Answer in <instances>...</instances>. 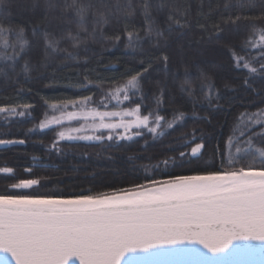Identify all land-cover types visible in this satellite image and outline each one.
<instances>
[{"label": "snow or ice", "instance_id": "1", "mask_svg": "<svg viewBox=\"0 0 264 264\" xmlns=\"http://www.w3.org/2000/svg\"><path fill=\"white\" fill-rule=\"evenodd\" d=\"M255 3L256 0H237L235 4L226 3L224 8H247L251 12ZM46 4L56 16L46 25L31 28L32 37L39 34L43 41L42 56L34 62L29 55L31 42L26 29L9 23V0H0V80L8 76L9 84L14 86L22 75L29 83L33 72L35 79H43L41 69L51 67L50 58L63 54L66 60L79 62L81 51H98L95 45L109 41L118 44L120 35L105 36L110 20L130 21L137 9L144 20L142 34L141 29L129 30L127 25L121 29L125 50L141 57L135 68L126 70L122 85L105 93L99 102L91 95L45 101L56 114L48 116L45 112L46 118L33 128L59 129L53 142L45 146L46 151L63 155L60 144L64 142L103 145L102 151H106L134 143L146 134L154 143L183 128L188 119L210 123V117L200 115L197 108L214 111L222 107L223 94L206 69L180 60L169 71V38L176 28L183 29L190 23L185 12L169 9L161 25L152 14L151 0H140L138 5L133 0H46ZM164 10L161 0L155 11ZM221 23L242 33L240 52L229 48V54L233 66L249 74L244 86L252 88L250 80L264 79V12L256 17L237 14ZM214 29L217 36L223 31L220 24ZM250 52L259 55H247ZM157 68L165 79L157 76L152 80L155 107L149 108L144 103L148 98L144 88ZM169 82L181 103L177 104ZM92 86L89 81L81 90ZM253 92L261 95L254 88ZM112 101L118 110H107ZM125 102L134 106L123 107ZM260 103L264 104V99ZM186 104L190 112L185 110ZM33 107L0 105V118L10 122L30 115ZM73 123L77 126H71ZM198 131L201 130L193 128L182 132L167 149L185 151L140 168L147 173L149 168L159 171L178 161L182 164L186 158L188 163L198 159L206 139L202 131L197 135ZM26 143L25 139H0L4 146ZM148 146L146 142L144 147ZM219 157L220 164L213 169H194L188 174H168L159 179L153 178V173L146 175L142 183L110 191H36L46 179L39 176L6 184L0 188V264H150V258L163 255L196 258L198 264H223L228 256L254 255L257 251L264 257V108L251 112L246 109L239 114L227 137L226 151L219 152ZM0 174L14 175V169L0 167ZM25 174L32 176V169H25ZM21 189L32 191H17Z\"/></svg>", "mask_w": 264, "mask_h": 264}, {"label": "trees", "instance_id": "2", "mask_svg": "<svg viewBox=\"0 0 264 264\" xmlns=\"http://www.w3.org/2000/svg\"><path fill=\"white\" fill-rule=\"evenodd\" d=\"M139 2L140 0H133L134 4L138 5ZM160 2L161 0H151L152 14L161 25L169 9L185 12L190 20L187 27L176 28L169 38L171 54L169 71L174 70L180 60L194 63L208 71L223 94L221 108L214 111H208L207 108L196 109L200 115H208L211 122L188 119L183 128L172 131L170 135L154 143L152 136L146 134L134 143H124L119 148H108L106 151H102L103 145L86 146L84 142L61 143L60 147L64 149L63 155L46 151L45 146L53 142L55 131L59 129L56 126H51L46 131L33 128L42 118H46L45 112L48 116L52 113V110L46 107L45 101L51 103L66 98L91 95L94 101L99 102L104 98L105 93L123 84L124 74L128 68L136 67L135 62L141 57L131 50H125L126 39L121 29L127 25L129 30L141 29L142 34L144 20L137 9L132 20H121L117 23L115 19H112L106 26L105 36H121L118 44L109 41L102 45H95L98 51H89L87 54L81 51L79 62L68 61L63 54L50 58L51 67L41 69L44 72V78L40 80L35 79V72L32 73L33 80L29 83L24 82L22 75L14 86L9 84L8 76L0 80V105L31 104L34 106L30 110V115L25 117L15 118L10 122L0 118V134L11 133V135H0V139L27 141L26 145H0V167L7 166L14 169V175L0 174V188L20 178L39 176L46 179L42 187L34 189L36 191L67 192L81 189H92L94 192L110 191L131 183H142L146 175L153 173V178L159 179L166 178L168 174H188L190 170L213 169L219 166V152L226 151L227 137L235 119L246 109L251 112L264 108V104L260 103L264 99V79H252L250 80L252 88H246L244 79L249 74L247 71L235 68L229 54V48H235L237 52H240L242 33L233 31L231 26H226L221 21L237 14L256 17L260 12H264V3L256 0L255 7L249 12L247 8L237 7H230L228 11H225L226 3L235 4L237 0H162L165 10L159 13L155 11V6ZM9 14L11 16L9 23L13 27L26 29L27 38L31 42L29 55L34 62L39 60L42 56L43 41L39 38V34L37 37H32L31 28L54 21L56 13L47 10L46 0H9ZM216 24H220L223 28L219 36L214 29ZM201 25H204V29ZM209 36L212 39H209ZM148 47L149 44L145 41L144 48ZM240 54L245 55L243 52ZM247 55L258 57L259 53L250 52ZM85 57L87 63L84 62ZM62 63L67 66H61ZM157 76L161 80L165 79V74L157 68L156 72L150 74L145 84L144 91L148 92V98L144 103L149 108L155 107L152 94L156 92V88L152 85V80ZM89 81L93 86L86 91L81 90ZM169 88L176 96L177 104L181 103V98L170 82ZM253 88L261 95L254 94ZM122 106L133 107L134 104L125 102ZM115 108V101H112L108 109ZM185 110L190 112V105L186 104ZM144 112L146 114L147 109H144ZM71 126L76 124L73 123ZM193 128L201 130L206 137L203 154L198 159H192L191 163H188L189 158H186L182 164L178 161L175 166L170 165L167 169L162 167L159 171L149 168L147 173L140 168L141 165H154L164 157L176 156L178 151H185L184 148H179L177 151L167 149L173 146L182 132H190ZM28 129L33 131L27 132ZM201 131H198L197 135H200ZM146 142L149 146L145 148ZM82 153L87 155H81ZM33 156L37 157L36 161L32 160ZM27 168L32 169V176L25 174Z\"/></svg>", "mask_w": 264, "mask_h": 264}, {"label": "water", "instance_id": "3", "mask_svg": "<svg viewBox=\"0 0 264 264\" xmlns=\"http://www.w3.org/2000/svg\"><path fill=\"white\" fill-rule=\"evenodd\" d=\"M253 243L257 245L259 244V242ZM209 255L212 256L217 254L209 253ZM262 261H264V257H262L257 251V253L254 255L245 254L238 256H228L224 259L223 264H262ZM12 264H15V262L12 261ZM150 264H198V262L196 258L180 255H163L150 258Z\"/></svg>", "mask_w": 264, "mask_h": 264}, {"label": "rangeland", "instance_id": "4", "mask_svg": "<svg viewBox=\"0 0 264 264\" xmlns=\"http://www.w3.org/2000/svg\"><path fill=\"white\" fill-rule=\"evenodd\" d=\"M107 110H109V109H107ZM111 110V109H110ZM112 110H118V108H115V109H112ZM53 114H56V113H51V114H49V116H51V115H53ZM77 126V125H76ZM73 127H75V126H73Z\"/></svg>", "mask_w": 264, "mask_h": 264}]
</instances>
